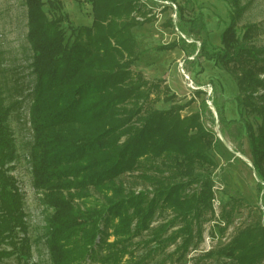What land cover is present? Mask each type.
Masks as SVG:
<instances>
[{
  "label": "trees",
  "instance_id": "obj_1",
  "mask_svg": "<svg viewBox=\"0 0 264 264\" xmlns=\"http://www.w3.org/2000/svg\"><path fill=\"white\" fill-rule=\"evenodd\" d=\"M84 1L92 6L93 22L72 26L67 36L62 25L66 14L50 19L43 0H26L35 75L30 93L32 185L54 210L46 225L52 264H148L179 237L181 259L194 237H202L201 218L214 213L210 168L216 165L211 156L215 133L202 117L209 112L212 124L216 118L206 99L200 111L188 115L182 114V105L153 107L161 100L164 80L151 81L130 67L139 57L133 29L148 22L138 19L146 13L137 0ZM225 1L231 23L220 47L206 50L207 40L197 44L184 36L182 48L230 71L240 91L238 103L260 117L255 128L227 120L218 110L223 130L235 126L238 140L248 134L253 169L264 183V46L252 42L256 24H247L243 32L238 28L247 5ZM61 5L62 0L52 1L55 9ZM178 22L180 32L190 35L186 22ZM10 113L0 94V264H8L14 254L21 262L32 257L25 194L12 174L18 154ZM142 166L150 188L128 190L120 176ZM166 211L174 218L153 228L156 214ZM177 221L183 227L169 234ZM145 233L150 238L143 239ZM152 243L156 246L137 254ZM206 256L264 264V221L256 218Z\"/></svg>",
  "mask_w": 264,
  "mask_h": 264
},
{
  "label": "rangeland",
  "instance_id": "obj_2",
  "mask_svg": "<svg viewBox=\"0 0 264 264\" xmlns=\"http://www.w3.org/2000/svg\"><path fill=\"white\" fill-rule=\"evenodd\" d=\"M43 1L45 12L50 19L60 13L68 16L62 24L67 36H70L72 26H90L93 22L92 6L84 0H62L59 9L52 6L53 0ZM164 1L137 0L146 13L138 15V19L148 22L133 29L138 42L139 57L130 67L134 71L142 72L151 81L164 80L161 100L153 105L154 108L163 110L172 104L182 105V114L188 115L200 111V103L206 99L209 111L216 118V123L212 124L209 112L202 117L206 128L215 133L211 156L216 165L210 168L214 178V213L208 211L201 218L198 225H201L202 237L200 240L199 237H194L183 258L180 259L181 251L177 250L183 241V238L179 237L165 250L158 251L150 258L148 264H233L229 258L208 257L206 254L228 243L239 229L256 218L264 221V183L259 180L253 169L254 158L248 134L238 140L234 138L237 134L235 126L223 130L219 123L218 110L224 113L227 120L234 119L255 128L260 125L261 119L238 103L240 91L236 78L230 71L200 54L189 55L182 48L184 43L181 40L184 36L188 42L195 41L197 44L207 40L206 50L220 47L222 34L231 23L227 2L166 0L168 4H165ZM241 1L247 5V10L239 21V30L243 32L247 24H256L257 30L252 42L264 46V0ZM173 14L176 15L175 18ZM181 20L186 22L190 35L182 34L175 26ZM27 34L26 0H0V94L4 103L11 108L9 123L18 154V158L11 164L14 168L12 174L25 194L29 236L32 241V257L28 262L25 259L21 262L15 254L6 259V262L52 264L47 246L46 225L54 210L42 201L41 195L35 192L32 185L30 154L34 132L30 121V93L35 85V75L32 68L33 50ZM181 63L183 67L180 66ZM182 68L189 79L181 72ZM166 87H169V91ZM199 89L204 90L200 95L196 94ZM167 96L171 98L170 101L165 100ZM214 99L217 100L216 105ZM143 170L144 166L136 171H128L121 175L119 180L128 190L149 189L142 179ZM193 189L189 188L188 191ZM93 195L94 198H99L97 193ZM228 215L230 223L223 233L221 227L226 225ZM173 218L169 211L158 212L151 226L157 228ZM181 227L183 223L177 221L176 226L169 229V234ZM196 229L197 226L194 225V234ZM208 235L211 240L210 250H207L210 247L205 244ZM142 238H150V233H145ZM155 246L156 244L152 243L141 247L137 254L143 255Z\"/></svg>",
  "mask_w": 264,
  "mask_h": 264
},
{
  "label": "built area",
  "instance_id": "obj_3",
  "mask_svg": "<svg viewBox=\"0 0 264 264\" xmlns=\"http://www.w3.org/2000/svg\"><path fill=\"white\" fill-rule=\"evenodd\" d=\"M156 1H159V2H160V0H156ZM164 2H166L165 4H168V1L165 0ZM162 6H163V5H162ZM175 14H176V13H175ZM175 14H173V18H175V16H176ZM181 35H182V34H181ZM182 36H183V35H182ZM180 66L183 67V66H182V63L180 64ZM181 72L184 73V74H186V72L184 71L183 68L181 69ZM187 78L189 79L190 77H187ZM191 87H193L192 84H191ZM217 215H218V213H217ZM210 241H211V240H210V236L208 235L207 238L205 239V244H206L208 247H210V246H209V245H210ZM210 249H211V247H210L209 249H207V250H210Z\"/></svg>",
  "mask_w": 264,
  "mask_h": 264
},
{
  "label": "bare ground",
  "instance_id": "obj_4",
  "mask_svg": "<svg viewBox=\"0 0 264 264\" xmlns=\"http://www.w3.org/2000/svg\"><path fill=\"white\" fill-rule=\"evenodd\" d=\"M186 77H188V74H185Z\"/></svg>",
  "mask_w": 264,
  "mask_h": 264
}]
</instances>
